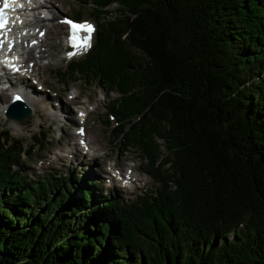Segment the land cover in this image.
I'll return each mask as SVG.
<instances>
[{
	"label": "trees",
	"instance_id": "obj_1",
	"mask_svg": "<svg viewBox=\"0 0 264 264\" xmlns=\"http://www.w3.org/2000/svg\"><path fill=\"white\" fill-rule=\"evenodd\" d=\"M75 1L97 31L56 75L116 94L102 123L157 186L32 180L38 141L0 131V264H264V0Z\"/></svg>",
	"mask_w": 264,
	"mask_h": 264
},
{
	"label": "rangeland",
	"instance_id": "obj_2",
	"mask_svg": "<svg viewBox=\"0 0 264 264\" xmlns=\"http://www.w3.org/2000/svg\"><path fill=\"white\" fill-rule=\"evenodd\" d=\"M40 2L44 5L41 7V13L47 18H53L51 21L45 20L32 25L35 28L43 27L46 29L43 38L45 56L40 61H36V54L32 52L30 60L31 63L35 62L32 68L34 71L37 70L39 82L44 85L43 92H38L35 86L32 87L27 82L26 86L30 96L24 95V97L27 96L24 103L32 111L24 125L8 120L1 114L2 106H6L9 102V96L5 93V97L0 100V131H7L10 139L19 140L23 150L32 144V137L38 141V145L34 144L32 151L28 152L29 156L26 157L23 154L20 157L19 155L22 166L26 170L25 174L32 180L36 177L44 178L47 174H52L55 178L68 172L72 173L75 169L76 172L82 173L81 178L98 182V191L102 193L111 191V195H113V191L117 195L113 201L120 197L134 200L139 194H149L157 185L143 174V163L137 157L136 151L129 149L122 153L118 151L117 146L111 143L109 134L110 129L115 126V122L110 119V114L105 116L110 122L108 127L102 123L109 101L114 99L116 94L105 95L102 88L93 84L85 85L79 81H66L56 75V71L66 67V61L62 60L66 28L61 20L63 17L76 19L73 13L78 8L79 3L75 0H40ZM80 8L83 9V15L79 18V22L81 25H85L83 37L86 38L84 39V49H82L84 52L94 39V24L96 23L87 15L91 11L89 4ZM114 8V5L110 6L107 11L112 12ZM88 25L91 26L90 29L87 28ZM87 38L88 41H86ZM28 39L31 38H27L25 41ZM81 57L74 58L72 61ZM17 87L21 88L22 85L17 84ZM72 95H75L77 99L69 101L68 98ZM86 102L88 103L84 105ZM79 109L88 113L86 124H84L85 135L82 139L90 143L89 145L94 151H92L93 156H87L80 150L74 154L73 150H68L70 146L76 147L73 140L69 138H73L76 122L74 123L72 119L75 118L74 112ZM64 133L67 134V137ZM45 135L48 138H44ZM156 143L160 145V150L163 151L162 142L157 140ZM158 163H161V160ZM108 165H113L120 173H124L127 179L133 181L129 180L126 184L121 179L116 183L107 180L104 175L107 173L106 166ZM128 174H131V177ZM95 192L93 190V194ZM74 194L75 191L71 193V196Z\"/></svg>",
	"mask_w": 264,
	"mask_h": 264
},
{
	"label": "bare ground",
	"instance_id": "obj_3",
	"mask_svg": "<svg viewBox=\"0 0 264 264\" xmlns=\"http://www.w3.org/2000/svg\"><path fill=\"white\" fill-rule=\"evenodd\" d=\"M40 6V5H39ZM40 8H41V6H40ZM20 18L22 19V20H24L25 18H26V16H20ZM20 18H17V19H20ZM42 21H45V20H39V21H34V23L33 24H37V23H41ZM51 21V20H50ZM35 27V26H34ZM24 40H25V38H24ZM30 40H32V39H30ZM38 47L39 48H41L42 47V45H41V42H38ZM44 52H46L45 50H39L38 52H36L35 54V60L36 61H40L44 56H45V53ZM28 57L31 59L32 58V54H28ZM35 64V62L33 61V65ZM33 65H32V67H33ZM31 67V77H32V79L31 78H27V79H23V80H21V82H19L18 83V85L19 86H21L22 85V87L20 88V87H17V84H15L11 79H10V84H9V87L11 88V90H13L15 93H17L19 96H20V99H21V102L23 103V104H25L26 105V103H24V101H26L25 100V97H27L28 95L30 96V94L28 93V90H27V86H26V84H27V82H29L30 83V85L32 86V87H34V85H35V81H36V83L38 84V85H41V86H44L42 83H40L39 82V79H38V76H37V70L36 71H34V69ZM25 73L26 74H28V71H25ZM35 80V81H34ZM36 89V88H35ZM37 91L38 92H40V93H42L43 92V89H37ZM27 95V96H25L24 97V95ZM33 95V94H32ZM34 96V95H33ZM5 97V92H2L1 93V98H0V100L1 99H3ZM33 100L35 99V98H32ZM75 99H77V97L75 96L74 97V99L73 100H69V101H74ZM28 102V101H27ZM88 102H86L84 105H86ZM27 106V105H26ZM57 106V105H56ZM55 106V107H56ZM6 107L5 106H2V108H1V111L2 110H4ZM51 108H52V106H51ZM32 111V110H31ZM76 111L78 112V111H81V112H83V113H85V119H83V116L82 115H78V117H76ZM74 113H75V118L74 119H72V121L75 123L76 122V126H75V129H74V131H73V135H72V137L73 138H69V139H71V140H73V142H74V145L76 146V147H78L79 149L78 150H80L82 153L84 152L85 153V155H90V156H93V148L89 145L90 143H88L87 141H83V137H84V135H85V132L82 134V130H84L85 131V126H84V124H86V120H87V115H88V113L87 112H85L84 110H82V109H79V110H76ZM90 112V111H89ZM51 117V116H50ZM70 118V117H69ZM51 120H53V118L51 117ZM64 134H66V133H64ZM66 137H67V134H66ZM68 137H69V135H68ZM76 147H69L68 148V150H73V154H74V152H76V151H78L77 149H76ZM86 147H89V151L88 152H86ZM93 151V152H92ZM72 152V151H71ZM69 153V152H68ZM89 161H90V158L88 159ZM114 167V166H113ZM108 169H111V166L110 165H108ZM108 169H107V172H108ZM129 169H131V168H129ZM115 171L117 172V176H114V178H115V180L116 181H118V179H121L122 181H124L126 184L129 182V180H132V179H127L126 177H125V174L123 173H120V171H118L117 170V168L115 169ZM133 174L135 173V172H132ZM130 177H131V174H128ZM134 176V175H133ZM109 179V178H108ZM133 181V180H132Z\"/></svg>",
	"mask_w": 264,
	"mask_h": 264
},
{
	"label": "water",
	"instance_id": "obj_4",
	"mask_svg": "<svg viewBox=\"0 0 264 264\" xmlns=\"http://www.w3.org/2000/svg\"><path fill=\"white\" fill-rule=\"evenodd\" d=\"M5 116L8 120H12L18 124L24 125L29 118V111L23 110L22 106L20 105H14L11 109H8Z\"/></svg>",
	"mask_w": 264,
	"mask_h": 264
},
{
	"label": "snow or ice",
	"instance_id": "obj_5",
	"mask_svg": "<svg viewBox=\"0 0 264 264\" xmlns=\"http://www.w3.org/2000/svg\"><path fill=\"white\" fill-rule=\"evenodd\" d=\"M64 22H66V23H70V24L72 23L71 21H64ZM74 27H77V28H83V27H85V25H74ZM87 28H89V29H90V28H91V26H90V25H88V26H87ZM69 55H72V53H70Z\"/></svg>",
	"mask_w": 264,
	"mask_h": 264
}]
</instances>
